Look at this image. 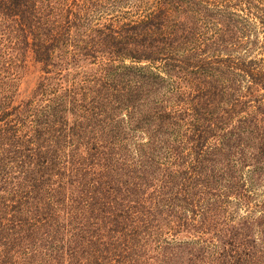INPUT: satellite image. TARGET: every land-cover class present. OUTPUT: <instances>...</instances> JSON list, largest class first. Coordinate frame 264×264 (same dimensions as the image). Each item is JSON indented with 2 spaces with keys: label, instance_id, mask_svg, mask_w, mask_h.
Wrapping results in <instances>:
<instances>
[{
  "label": "trees",
  "instance_id": "1",
  "mask_svg": "<svg viewBox=\"0 0 264 264\" xmlns=\"http://www.w3.org/2000/svg\"><path fill=\"white\" fill-rule=\"evenodd\" d=\"M0 264H264V0H0Z\"/></svg>",
  "mask_w": 264,
  "mask_h": 264
},
{
  "label": "rangeland",
  "instance_id": "2",
  "mask_svg": "<svg viewBox=\"0 0 264 264\" xmlns=\"http://www.w3.org/2000/svg\"><path fill=\"white\" fill-rule=\"evenodd\" d=\"M236 13L238 12L237 10H234ZM211 28L209 26L204 27V30L202 33H204L205 36H209L210 34H212L213 32L210 30ZM140 65V64H139ZM144 65V64H143ZM155 71V70H154ZM36 79V74L26 77L24 79V81L22 80V84H21V91H27L29 89H31L30 86H33L34 82ZM237 214H240L241 216H243L245 213H243V211H237Z\"/></svg>",
  "mask_w": 264,
  "mask_h": 264
}]
</instances>
